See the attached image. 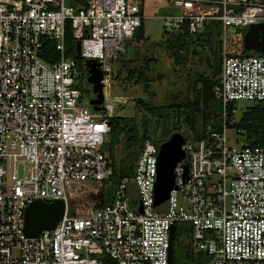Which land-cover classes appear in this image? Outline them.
<instances>
[{"label": "built area", "instance_id": "built-area-1", "mask_svg": "<svg viewBox=\"0 0 264 264\" xmlns=\"http://www.w3.org/2000/svg\"><path fill=\"white\" fill-rule=\"evenodd\" d=\"M146 1L0 0V264H169L177 224L207 264H264V146L250 145L234 126L237 110L232 118L229 111L238 100L264 101V54L224 52L213 90L223 120L207 126L206 138L184 140L165 211L156 204L160 145L149 138L113 199L87 213L80 208L113 173L106 143L115 104L105 88L144 23ZM165 1L181 10L163 18L168 31L196 35L217 21L226 35L231 25L245 31L264 23L259 0ZM68 23L83 64L66 54ZM47 41L59 52L56 62L42 57ZM89 60L100 63L104 111L83 103ZM229 129L242 136L235 146ZM72 199L84 215L70 213ZM37 200H62L65 212L30 237L25 210Z\"/></svg>", "mask_w": 264, "mask_h": 264}, {"label": "rangeland", "instance_id": "rangeland-1", "mask_svg": "<svg viewBox=\"0 0 264 264\" xmlns=\"http://www.w3.org/2000/svg\"><path fill=\"white\" fill-rule=\"evenodd\" d=\"M180 13L181 10L179 8L170 5L165 0H147L144 6V29L145 36L148 38L141 41L134 38L133 49L131 46L128 55L122 57L115 63L111 85H106L105 88L107 100L115 104V115L134 117L141 129L146 124L148 135L160 147L169 140H165L161 135L167 125L166 120L160 117L158 113H151L144 109L141 102L144 101L152 106H169L187 103L192 97L191 84L193 78H197L198 74H212V69L208 65V58L210 60L213 58L212 51L205 42L196 41L193 44L187 52V63L184 66L177 64L172 56L169 48L171 38L166 33L167 28L165 27L163 18L169 15H179ZM243 33L240 31V27L233 25L227 28L226 35L224 30H222L223 55L225 51L228 54L240 55L243 48ZM224 37L228 40L226 44L223 40ZM250 54H253V52H250ZM90 61H87L88 66ZM128 62L131 71L135 70L136 73L142 72L144 74V82L137 81L135 78H128L130 72L124 66ZM79 86L85 92L83 103L89 105L94 111H97L92 104L96 94L93 91V85L88 81V77L85 79V85L81 86L80 83ZM197 86L201 88V82ZM214 102L219 104V108L215 109L213 114L210 116L198 115V122L196 124L198 130H204L209 124H215L217 126L222 122L223 104L216 97ZM255 102L257 101L238 100L232 103L231 106H234L237 110L233 118L234 122H240L243 114ZM262 106L264 108V101L262 102ZM165 113L170 114L168 120L170 137L175 133H179L186 141H194L191 130L183 122L184 115H179L176 108L166 110ZM227 135L230 146H235L237 143L236 140L242 139V136L236 134L234 129H229ZM115 149V160L119 161L124 155L123 144L117 145ZM117 161L116 164H118ZM91 200V196L89 195L83 197L80 201V208L86 211V213L92 210ZM177 225L181 230L180 227L182 225ZM180 240L181 238L179 237L174 240V255L178 259L179 264H189L180 258L178 248Z\"/></svg>", "mask_w": 264, "mask_h": 264}, {"label": "trees", "instance_id": "trees-1", "mask_svg": "<svg viewBox=\"0 0 264 264\" xmlns=\"http://www.w3.org/2000/svg\"><path fill=\"white\" fill-rule=\"evenodd\" d=\"M80 4H84L85 0H77ZM264 3V0H259ZM244 32V30H241ZM171 40L169 41V48L171 50L172 56L174 57L177 64L184 66L187 63V52L193 46V44L198 42H205L212 51V60L208 58V65L212 69V74H198L197 78H193L191 84L192 87V97L187 103L169 105V106H152L146 102H141L144 109L151 113H158L160 117L166 120L167 125L165 126L162 137L167 140L170 138V132L168 127V120L170 118L169 113H165L166 110L176 108L179 115H184L183 122L187 124L192 132L193 140L198 141L206 138V128L204 130H198L196 124L198 122V115L210 116L213 114L215 109L219 108V104L215 103L214 87L219 84L220 76L222 71V26L220 22L210 21L206 24L204 30L196 35H191L187 32H166ZM144 40L148 37L145 36L144 23L138 28L134 37L130 40L128 49L122 57L128 55L129 49L132 46L133 40ZM65 48L68 56L76 59L80 64H83V59L76 52V39L73 36V29L71 23L67 24L66 38H65ZM253 52V54H250ZM133 53V51H132ZM264 53L256 52L253 50H246L244 47L240 55H262ZM228 55H234L229 53ZM42 57L52 63L59 60V52L55 49V43L51 41L45 42L43 48ZM120 58V59H121ZM119 59V60H120ZM117 60L116 62H118ZM132 61V60H131ZM115 62V63H116ZM114 63V65H115ZM126 69L130 72L128 78L137 79V81H145L144 74L142 72L131 71L129 68V62L125 63ZM201 82L202 87L198 88L197 84ZM85 85V83H84ZM82 86V84H81ZM84 92V89L81 88ZM85 93V92H84ZM263 101H257L251 105L247 111L243 114L240 122H237L234 126L237 128L244 129L246 132V139L250 145L253 147L264 146V108L262 106ZM230 104V118L233 117L231 109L234 106ZM177 124V123H176ZM111 132L108 135V141L106 147L109 152V156L112 160L111 165L113 167V173L111 177L106 180L103 186L95 193L91 195V208L101 207L113 199L114 189L122 177L131 176L134 172L135 162L141 151L145 139L149 138L155 142L150 135H148L146 124L143 129H141L137 120L131 116H119L114 115L110 118ZM186 140V139H185ZM156 143V142H155ZM123 144L124 155L117 161L115 160L116 146ZM158 144V143H157ZM116 161L118 164H116ZM76 200L72 199L70 202V213L72 215H84V211H79L76 208ZM176 238L179 237L181 240L178 243L179 255L181 260H185L189 264H207V256L199 254L194 256L190 251L189 247V234H184L183 227L179 229L176 226ZM187 241V243H186ZM175 252V251H174ZM175 254V253H174ZM105 264H113L110 258H105ZM179 264L178 259L173 255V263Z\"/></svg>", "mask_w": 264, "mask_h": 264}, {"label": "water", "instance_id": "water-1", "mask_svg": "<svg viewBox=\"0 0 264 264\" xmlns=\"http://www.w3.org/2000/svg\"><path fill=\"white\" fill-rule=\"evenodd\" d=\"M242 41L246 50L264 53V23L251 24L243 33ZM128 47V46H127ZM77 54L81 52V41L76 42ZM88 81L93 85L96 94L92 104L97 111H104L102 106L105 99L103 74L99 69L100 63L91 60L89 64ZM185 138L179 134H173L167 142L161 145L158 159V176L156 183V204L159 210L165 211L168 207L169 193L175 187L174 168L177 162L185 161V153L182 149ZM142 211V209H141ZM65 212V203L62 200L51 202L37 200L25 210V232L30 237L39 232L54 228ZM175 226L172 227L170 236L169 264L173 263L174 240L176 238Z\"/></svg>", "mask_w": 264, "mask_h": 264}, {"label": "crops", "instance_id": "crops-1", "mask_svg": "<svg viewBox=\"0 0 264 264\" xmlns=\"http://www.w3.org/2000/svg\"><path fill=\"white\" fill-rule=\"evenodd\" d=\"M243 47H244V45H243ZM131 188L133 189V186Z\"/></svg>", "mask_w": 264, "mask_h": 264}]
</instances>
